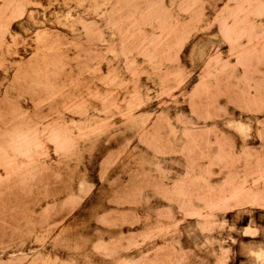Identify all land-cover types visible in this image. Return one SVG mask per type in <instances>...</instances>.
<instances>
[{
    "label": "rangeland",
    "instance_id": "rangeland-1",
    "mask_svg": "<svg viewBox=\"0 0 264 264\" xmlns=\"http://www.w3.org/2000/svg\"><path fill=\"white\" fill-rule=\"evenodd\" d=\"M0 264H264V0H0Z\"/></svg>",
    "mask_w": 264,
    "mask_h": 264
}]
</instances>
